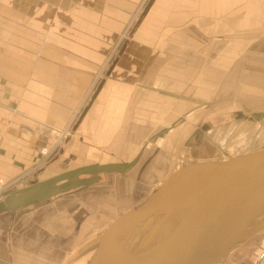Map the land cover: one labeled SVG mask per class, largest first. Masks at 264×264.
Wrapping results in <instances>:
<instances>
[{
  "label": "crops",
  "instance_id": "crops-1",
  "mask_svg": "<svg viewBox=\"0 0 264 264\" xmlns=\"http://www.w3.org/2000/svg\"><path fill=\"white\" fill-rule=\"evenodd\" d=\"M261 146L264 0H0V194L135 160L0 213V264H73L181 165ZM248 256L264 264V237Z\"/></svg>",
  "mask_w": 264,
  "mask_h": 264
},
{
  "label": "water",
  "instance_id": "water-1",
  "mask_svg": "<svg viewBox=\"0 0 264 264\" xmlns=\"http://www.w3.org/2000/svg\"><path fill=\"white\" fill-rule=\"evenodd\" d=\"M134 163H90L9 188L0 194V213L82 189L96 183L100 174L119 173ZM261 217L260 223L251 225ZM263 228L264 146L181 165L145 201L111 219L97 236L87 264H127L122 260L127 253L136 259L140 255L146 264L160 252L157 264H221L234 246ZM136 232L142 233L144 243L156 236L162 239L130 254L124 246ZM114 246L118 250L112 254Z\"/></svg>",
  "mask_w": 264,
  "mask_h": 264
},
{
  "label": "rangeland",
  "instance_id": "rangeland-1",
  "mask_svg": "<svg viewBox=\"0 0 264 264\" xmlns=\"http://www.w3.org/2000/svg\"><path fill=\"white\" fill-rule=\"evenodd\" d=\"M94 87V86H93ZM76 117V115H75ZM73 121L74 119H72L68 125H66V127H64V130L67 129V134L64 136H60L58 135L57 136V141H56V146L54 147V149H58V147H60V145L62 144V142L64 141V138L67 137L70 133H71V126L73 124ZM62 130V131H64ZM59 134H61V132H59ZM263 147V146H261ZM258 148V147H256ZM256 148H253V149H256ZM249 150H252V149H246V150H242V151H239L237 153H232L230 155L226 154L224 157L226 156H231V155H236V154H239V153H242V152H246V151H249ZM223 157V158H224ZM222 159V158H221ZM49 162H45L43 163V166L45 167H48L49 166ZM67 168V166H64V165H61V167L57 168L54 170V172L56 173H59L60 171H64L65 169ZM55 173V174H56ZM54 175V174H52ZM36 178H33V179H28L26 180L25 184H28L29 181L31 180H35ZM18 179H13L9 182V185L7 187L10 186V188L12 187H16V186H12L13 184H15ZM163 181V180H162ZM160 181L158 183V185L162 182ZM157 185V186H158ZM18 187V186H17ZM141 204V203H139ZM137 204V205H139ZM135 205V206H137ZM135 206H132L133 208ZM124 210V209H123ZM122 211V210H121ZM120 212V211H119ZM113 218V217H112ZM263 219V217L261 218H258V219H255L254 221H252L251 225H256L258 223H260V221ZM111 221V219H109L105 225H101L98 227V231H102L105 226ZM141 236V237H140ZM262 237H264V228L261 229L260 231L256 232L255 234L251 235L250 237L244 239L243 241H241L239 244H237L236 246H234L227 254V256L225 257V259L223 260V262L221 264H234V263H237V264H248L249 262V256H248V251L250 249H254L257 247V245L260 243ZM96 239L97 237H86V242H90V245L82 252L80 253L73 264H87L92 253L94 252V249H95V246H96ZM144 237H142V233L141 232H136V234L134 235V237H131L127 242H126V245L125 246H128V250L130 251H139L141 249V246L145 247V246H149L151 243L155 242L156 239H158V236L156 237H153L149 242L147 243H144L143 241ZM80 245V244H79ZM245 250V251H243Z\"/></svg>",
  "mask_w": 264,
  "mask_h": 264
},
{
  "label": "bare ground",
  "instance_id": "bare-ground-1",
  "mask_svg": "<svg viewBox=\"0 0 264 264\" xmlns=\"http://www.w3.org/2000/svg\"><path fill=\"white\" fill-rule=\"evenodd\" d=\"M245 112H248V111H245ZM260 113V112H259ZM85 165V164H84ZM151 223V222H150ZM152 224V223H151ZM163 229H162V227H161V232H163L162 231ZM162 239V237H158V239H156V241L155 242H153L152 243V245L154 246L158 241H160ZM126 245V244H125ZM119 246V245H118ZM111 248H112V246H111ZM124 248H126V250L128 249V246H124ZM118 249H117V247H115L114 246V250H113V252H112V254H115V252L117 251ZM140 251V250H139ZM139 251H137V253L139 254ZM162 251V250H161ZM129 252H130V250H129ZM163 252V251H162ZM130 254H131V252H130ZM161 254H163V253H159V254H157L156 256H157V258L155 259V257L154 258H151V259H149L148 261H147V263L146 264H157V261H158V259L160 258V255ZM92 256V255H91ZM91 258V257H90ZM140 258H141V256L140 255H138V259H136V258H131V255L129 256V254L127 253V254H125L124 256H123V258H122V260H127V264H142V259L140 260ZM128 259H130V260H128ZM90 260V259H89ZM136 261V262H135ZM89 262V261H88ZM119 264V263H118Z\"/></svg>",
  "mask_w": 264,
  "mask_h": 264
},
{
  "label": "built area",
  "instance_id": "built-area-1",
  "mask_svg": "<svg viewBox=\"0 0 264 264\" xmlns=\"http://www.w3.org/2000/svg\"><path fill=\"white\" fill-rule=\"evenodd\" d=\"M67 134V129H65L64 131L61 132L60 136H65Z\"/></svg>",
  "mask_w": 264,
  "mask_h": 264
}]
</instances>
